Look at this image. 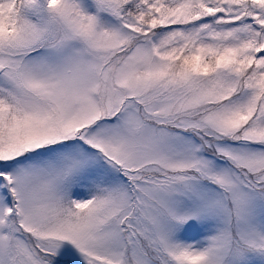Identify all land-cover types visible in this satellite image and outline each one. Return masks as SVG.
I'll return each instance as SVG.
<instances>
[{"label": "snow or ice", "instance_id": "snow-or-ice-1", "mask_svg": "<svg viewBox=\"0 0 264 264\" xmlns=\"http://www.w3.org/2000/svg\"><path fill=\"white\" fill-rule=\"evenodd\" d=\"M0 264H264V0H0Z\"/></svg>", "mask_w": 264, "mask_h": 264}]
</instances>
